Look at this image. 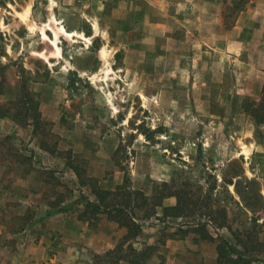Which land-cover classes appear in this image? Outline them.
Returning <instances> with one entry per match:
<instances>
[{
	"label": "rangeland",
	"instance_id": "374dc122",
	"mask_svg": "<svg viewBox=\"0 0 264 264\" xmlns=\"http://www.w3.org/2000/svg\"><path fill=\"white\" fill-rule=\"evenodd\" d=\"M0 264H264V0H0Z\"/></svg>",
	"mask_w": 264,
	"mask_h": 264
},
{
	"label": "trees",
	"instance_id": "16d2710c",
	"mask_svg": "<svg viewBox=\"0 0 264 264\" xmlns=\"http://www.w3.org/2000/svg\"><path fill=\"white\" fill-rule=\"evenodd\" d=\"M252 115H255V114L252 113ZM108 193H109V191L97 190L96 199L94 201L90 202L91 200L86 198V204L92 203V205H93L92 209L94 212L101 210L105 213H108L110 210H115L117 213V217L120 218L121 220L118 218H116V219L119 220V222H121V223L123 222L128 227V229H131V232H132L131 234L135 236L138 233L140 226L138 223L135 222V219H134L132 212L127 210L126 203H125V206L120 205V203H118V202H112V204H110V205H108L106 203H102L104 201V195L108 194ZM136 193L139 195V197L141 199H143V201H145L147 199V197H145L143 195V193L138 192V191H136ZM111 194H114V192L113 193L111 192ZM164 208H165V206L163 207V209ZM145 213H148V211ZM148 247L149 246L144 247L141 251H139V253H145V251L147 250ZM222 248H223V245L221 243H219V245H218L219 254L222 252L221 251ZM233 252L236 254V256H238L236 259H239L240 258L239 256L242 255V252L240 250L236 249L235 247H233ZM231 259L234 260L233 258H231ZM132 262L138 263L137 260H135V259H133Z\"/></svg>",
	"mask_w": 264,
	"mask_h": 264
},
{
	"label": "bare ground",
	"instance_id": "6f19581e",
	"mask_svg": "<svg viewBox=\"0 0 264 264\" xmlns=\"http://www.w3.org/2000/svg\"><path fill=\"white\" fill-rule=\"evenodd\" d=\"M58 32H61L65 36H70V35L73 34V32L66 31L65 28L63 27V25H59L58 26ZM42 34H43V36H45V33L43 32V30H42ZM56 34H57V32L54 31V37H56ZM50 41H51V43H52V45L54 47V51L53 52L58 55L59 54V47L57 46V44L55 42V39L51 38ZM101 53L103 55V50H101Z\"/></svg>",
	"mask_w": 264,
	"mask_h": 264
}]
</instances>
